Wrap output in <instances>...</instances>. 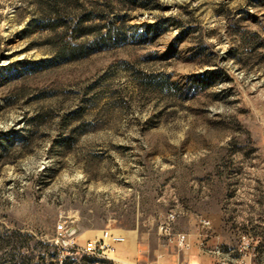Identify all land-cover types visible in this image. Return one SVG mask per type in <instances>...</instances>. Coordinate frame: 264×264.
Instances as JSON below:
<instances>
[{
  "label": "rangeland",
  "instance_id": "obj_1",
  "mask_svg": "<svg viewBox=\"0 0 264 264\" xmlns=\"http://www.w3.org/2000/svg\"><path fill=\"white\" fill-rule=\"evenodd\" d=\"M121 12L117 45L59 62L35 9L0 0V264H215L200 215L230 264H264V0ZM171 211L190 251L159 229Z\"/></svg>",
  "mask_w": 264,
  "mask_h": 264
},
{
  "label": "trees",
  "instance_id": "obj_2",
  "mask_svg": "<svg viewBox=\"0 0 264 264\" xmlns=\"http://www.w3.org/2000/svg\"><path fill=\"white\" fill-rule=\"evenodd\" d=\"M136 1L26 0V3L35 9L36 21L42 32L41 43L47 52L55 61L68 62L117 45L126 25L121 9L134 5ZM4 245H12V242L6 240ZM40 245L43 248L51 246L45 241ZM67 259L68 256L61 258L60 264H70ZM19 264H31V259L23 257ZM37 264L56 263L41 256Z\"/></svg>",
  "mask_w": 264,
  "mask_h": 264
},
{
  "label": "built area",
  "instance_id": "obj_3",
  "mask_svg": "<svg viewBox=\"0 0 264 264\" xmlns=\"http://www.w3.org/2000/svg\"><path fill=\"white\" fill-rule=\"evenodd\" d=\"M180 216L179 212L171 211L167 214L164 221L160 223L159 229L163 231L165 235H172L173 240L176 244V247L179 251L185 252L188 251L191 247V243L188 238V234L184 232H176L175 234L171 233L170 225ZM197 224L198 228L200 230L199 236H200V242L199 247L200 250L211 256L214 259L215 264H230V262L233 260V256L231 252L233 249H227L225 250L220 244H210V236L212 235V226H211V220L204 215H200L197 217ZM56 231L61 235H67L71 234L70 229L68 230L63 223H58L56 225ZM102 235L104 238H110L112 241H120L121 236L118 235L116 232L103 230ZM241 243L240 245L234 249V251L237 252L240 260H243V258L247 256L254 255V252L251 253L252 246L250 244L251 241L254 239L248 235V234H242L240 236ZM108 244H98V249L106 248ZM94 249V248H93ZM183 264H188L185 260L182 262Z\"/></svg>",
  "mask_w": 264,
  "mask_h": 264
},
{
  "label": "crops",
  "instance_id": "obj_4",
  "mask_svg": "<svg viewBox=\"0 0 264 264\" xmlns=\"http://www.w3.org/2000/svg\"><path fill=\"white\" fill-rule=\"evenodd\" d=\"M213 230H212V235L210 236V240H209V243H211V241L213 240L214 242L212 244H219L218 240H220V232L217 230H215V236L213 235ZM126 238V236H125ZM130 247H132L133 249L135 248V242L134 241H131L129 242L128 244ZM192 249V247H190V249L188 251H190ZM187 252V251H185ZM202 252V251H201ZM203 253V252H202ZM205 254V253H203ZM186 258V256H184ZM247 258V257H246ZM250 258V257H249ZM195 264H199V263H195Z\"/></svg>",
  "mask_w": 264,
  "mask_h": 264
},
{
  "label": "bare ground",
  "instance_id": "obj_5",
  "mask_svg": "<svg viewBox=\"0 0 264 264\" xmlns=\"http://www.w3.org/2000/svg\"><path fill=\"white\" fill-rule=\"evenodd\" d=\"M121 237H122V238H121V240H120V241H123L125 237H124V236H121Z\"/></svg>",
  "mask_w": 264,
  "mask_h": 264
},
{
  "label": "water",
  "instance_id": "obj_6",
  "mask_svg": "<svg viewBox=\"0 0 264 264\" xmlns=\"http://www.w3.org/2000/svg\"><path fill=\"white\" fill-rule=\"evenodd\" d=\"M73 232V230H70V233H72Z\"/></svg>",
  "mask_w": 264,
  "mask_h": 264
}]
</instances>
